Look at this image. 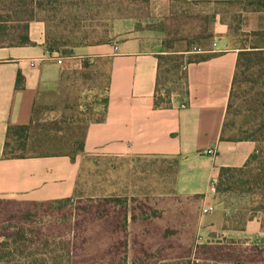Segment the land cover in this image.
<instances>
[{"label":"rangeland","instance_id":"obj_1","mask_svg":"<svg viewBox=\"0 0 264 264\" xmlns=\"http://www.w3.org/2000/svg\"><path fill=\"white\" fill-rule=\"evenodd\" d=\"M193 2L196 1H44L42 8L46 10L38 15L48 19L51 36L59 43L55 52L62 61H55L52 75L41 83L34 109L46 131L42 134H55L59 142L43 147L30 140L15 152L70 153V140L81 141L86 125L101 116L107 58L78 57L73 50L108 42L117 20L133 21L137 29L161 31L157 28L165 27L169 38H181L173 43L172 50L184 49L186 40L198 28L196 18L170 17L180 16L184 9L189 15L220 9L226 22H230V35L237 45L254 24H264V14L259 20L258 15L245 11L240 22L232 19L233 12L240 11L237 5ZM78 43L81 45L67 55L69 45ZM175 64L173 60L164 64L171 68L166 85L173 88L174 94L184 89L181 72L186 66ZM243 189L246 185L219 195L227 211L228 229L240 230L247 221L260 220L259 211L253 209L258 196L244 193ZM72 198L69 204H54L48 212L44 211L46 206L29 205L28 209L36 212L25 226L33 230L19 241L18 251L11 239L0 236V264H264V230L260 229L262 234L257 237L203 230L198 198L175 191L174 162L170 158L85 155ZM107 198L111 201L104 202ZM14 206L0 204V223L18 221L3 215ZM99 208L106 209L107 216L98 215ZM123 215L127 216L125 230L121 224ZM4 232L8 234L11 229ZM109 247L112 251L107 254ZM73 248L80 254L70 257Z\"/></svg>","mask_w":264,"mask_h":264},{"label":"crops","instance_id":"obj_2","mask_svg":"<svg viewBox=\"0 0 264 264\" xmlns=\"http://www.w3.org/2000/svg\"><path fill=\"white\" fill-rule=\"evenodd\" d=\"M117 20L106 43L73 50L78 57L109 60L107 102L102 121L90 122L82 150L67 155L2 158L8 126L29 123L37 91L52 75L55 59L45 42V23H28L27 45L0 47V199L47 201L73 197L85 155L170 158L178 194L198 196L205 231L262 234L259 222L224 229L227 211L212 186L221 166L241 167L253 141H221L238 46L218 15L212 23L210 52L215 55L185 66L186 91L175 93L169 107L153 104L163 33L137 29ZM20 74L23 85H15ZM263 237V236H261Z\"/></svg>","mask_w":264,"mask_h":264},{"label":"trees","instance_id":"obj_3","mask_svg":"<svg viewBox=\"0 0 264 264\" xmlns=\"http://www.w3.org/2000/svg\"><path fill=\"white\" fill-rule=\"evenodd\" d=\"M51 2V0H0V47L2 46H18L27 45L31 41L28 37V23L31 20H41L45 23V42L50 52H55L58 43V39L51 36L50 26L48 25V19L40 17L38 14L41 10L45 11L46 8H42L43 2ZM189 1V0H186ZM199 3L204 2L207 5H228L238 6L240 11H235L232 14V19L240 22L241 13L243 11L254 13L259 20L263 19L264 14V0H193ZM184 9V8H182ZM187 10H181V14H171L170 17L188 16L196 18L198 24L196 26L197 31L186 40V46L184 49L172 50L173 43L180 41L181 38H169L168 31L165 27H159L157 29L165 33L162 38V45L165 49L164 54H159L158 57V69L155 82L154 100L153 104L157 108L169 107L171 104V98L174 94L173 88L166 85L169 78V67L164 66L168 61H174L175 66H179L181 63H193L208 59L215 55L210 52L211 42L213 38L212 23L215 17L218 15L221 22H225L228 26L229 33H231L230 22H226L222 11L219 9H213L212 12L207 14L194 13L189 15ZM209 23V26H207ZM232 35V34H231ZM246 37L241 38L238 45L234 43L231 38V44L238 46L237 60L233 78L231 81V87L229 91L228 101L226 105L225 115L222 122L221 132L219 139L221 141H242L248 140L255 143V147L252 153L247 158L244 165L241 167L221 166L218 170L213 187L215 193L222 195L233 190H236L238 186L246 185V189L241 190L247 194H253L258 196L255 201L254 211L260 213V229L264 230V24L256 23L251 29L243 34ZM233 37V36H232ZM242 37V36H241ZM206 41V42H205ZM106 43V42H103ZM202 44L204 48L199 45ZM81 45L71 44L70 50L66 51L67 55L72 54V48ZM206 46V47H205ZM176 55V56H172ZM108 63L109 60L107 59ZM181 77L185 79V71L181 72ZM22 77L17 75L15 85L21 87ZM185 84V82H184ZM108 86V75L107 85ZM186 91V86L182 92ZM103 109L101 116L90 122L102 121L104 118V112L107 102V96L103 98ZM35 102L33 104L31 117L29 123L25 125H11L8 126L5 132V139L2 148V158H24L32 156H57L67 155L73 157L76 153L80 152L83 147L84 134L87 125L84 129L83 138L81 141L70 140V147L72 152L64 154H49L39 153L35 155H25L22 153H16L17 149H23L26 147L27 142H37L38 146L47 145L49 142H59V137L55 134H42L46 132L41 128L40 121L37 113L34 109ZM240 117V118H239ZM239 118V119H238ZM13 140V141H12ZM48 146V145H47ZM46 147V146H43ZM197 198L198 196H193ZM112 199V198H111ZM73 200L72 197L53 199L47 201H16L9 199H0V204L14 203L15 206L12 211L3 214L6 215L7 220L17 218V222L12 224H5L3 221L0 223V230L11 229V232L6 234L4 231H0V236L4 239H11L14 250L18 251L19 241H24L25 235H30L33 228H26L25 224L34 217L35 212L28 209L29 205L33 206H46V212L52 209L54 204H69ZM107 198L104 202H110ZM113 201H118L114 199ZM23 206V207H22ZM21 208L25 211L21 214L16 212ZM100 209V208H99ZM98 215L102 217L107 216L108 211L106 209L97 210ZM127 216L123 215L121 224L123 230H125V224ZM227 218L223 225L224 229H227ZM3 240V241H5ZM2 243V242H1ZM112 249L109 247L106 250L107 254H110ZM80 253L75 249H71L69 252L70 257L78 256ZM95 258V257H93ZM122 264V263H119Z\"/></svg>","mask_w":264,"mask_h":264},{"label":"built area","instance_id":"obj_4","mask_svg":"<svg viewBox=\"0 0 264 264\" xmlns=\"http://www.w3.org/2000/svg\"><path fill=\"white\" fill-rule=\"evenodd\" d=\"M51 55H52V57L55 59V61L57 62V63H61V58H59L58 56H57V53L56 52H52L51 53ZM212 186H213V183H212ZM214 188V187H213Z\"/></svg>","mask_w":264,"mask_h":264}]
</instances>
